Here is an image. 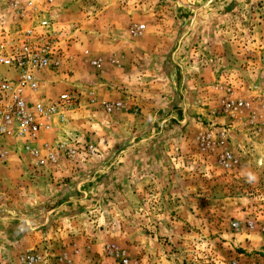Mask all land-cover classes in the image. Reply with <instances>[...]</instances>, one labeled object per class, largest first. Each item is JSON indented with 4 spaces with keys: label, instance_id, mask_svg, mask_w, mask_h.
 <instances>
[{
    "label": "rangeland",
    "instance_id": "rangeland-1",
    "mask_svg": "<svg viewBox=\"0 0 264 264\" xmlns=\"http://www.w3.org/2000/svg\"><path fill=\"white\" fill-rule=\"evenodd\" d=\"M32 1L61 50L29 101L73 102L5 139L0 259L264 264V0Z\"/></svg>",
    "mask_w": 264,
    "mask_h": 264
},
{
    "label": "built area",
    "instance_id": "built-area-1",
    "mask_svg": "<svg viewBox=\"0 0 264 264\" xmlns=\"http://www.w3.org/2000/svg\"><path fill=\"white\" fill-rule=\"evenodd\" d=\"M41 1L48 6L53 2ZM11 2L18 24L11 31L0 33V164L5 157V139L35 140L54 120H61L62 109L73 102L68 93L52 102L29 101L39 96L36 93L40 75L58 64L55 58L61 44L55 38L47 10L32 0ZM91 64L97 65V61ZM120 106V103L106 104L104 109L109 112ZM41 260L40 255L26 253L16 262L0 259V264H40Z\"/></svg>",
    "mask_w": 264,
    "mask_h": 264
}]
</instances>
